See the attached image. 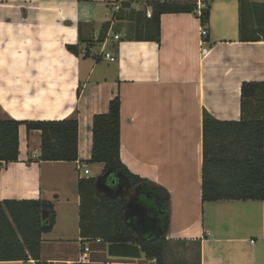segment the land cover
<instances>
[{
	"label": "crops",
	"instance_id": "crops-1",
	"mask_svg": "<svg viewBox=\"0 0 264 264\" xmlns=\"http://www.w3.org/2000/svg\"><path fill=\"white\" fill-rule=\"evenodd\" d=\"M166 1L194 11L163 14L156 42L138 36L151 19L150 3L160 0H0V120L79 123L76 162L40 161L41 132L25 125L19 128V159L0 162V201L53 204L55 225L42 235L43 264H157L144 254L110 253L108 244L81 237L78 182L98 179L105 169L88 163L93 119L107 113L117 96L123 164L170 195L164 264L196 258L193 264H264V201L202 200L204 111L220 121L241 119L242 84L264 82V40L241 41L239 0ZM251 3L259 7L263 0ZM207 5L210 22L203 25ZM250 18L254 29L256 12ZM203 28L209 32L204 39ZM104 51L116 61L106 60ZM190 244L197 257L184 254L181 245Z\"/></svg>",
	"mask_w": 264,
	"mask_h": 264
},
{
	"label": "trees",
	"instance_id": "trees-1",
	"mask_svg": "<svg viewBox=\"0 0 264 264\" xmlns=\"http://www.w3.org/2000/svg\"><path fill=\"white\" fill-rule=\"evenodd\" d=\"M252 0H239L240 38L243 42L264 40V0L258 7ZM152 17L140 30L138 40L160 42V21L163 14L192 13L194 6L167 2L150 3ZM123 7H129L124 3ZM258 7V8H257ZM256 12V26H251L250 14ZM123 11L116 15L122 18ZM203 25L210 22V6L201 11ZM109 24L105 25L106 27ZM68 50L78 53L77 47ZM88 51H86V55ZM41 132L43 162H76L79 160V123L63 121L0 120V162L19 159V128ZM121 149V98L109 103L105 114L93 119V149L89 164H104V174L111 172L110 181L121 176L133 188L141 187L148 196L141 197L149 213L157 215L154 226L138 227L139 233L125 221L127 199L111 198L99 190L96 178H82L78 182L80 204V232L86 240L100 239L108 244L109 252L124 257L146 258L164 264L170 224L169 193L133 175L123 164ZM105 182V181H104ZM116 189L115 187H113ZM203 202L264 201V82H244L241 87V119L220 121L204 111L203 114ZM56 214L45 200L0 201V261L34 260L41 263L42 235L55 225ZM161 230V233L159 231Z\"/></svg>",
	"mask_w": 264,
	"mask_h": 264
},
{
	"label": "water",
	"instance_id": "water-1",
	"mask_svg": "<svg viewBox=\"0 0 264 264\" xmlns=\"http://www.w3.org/2000/svg\"><path fill=\"white\" fill-rule=\"evenodd\" d=\"M111 170L108 171L105 175L99 177L97 180V186L100 191L105 193L108 197L118 198V197H126L127 205L124 207L125 210V221L128 225L132 226L138 233V227L146 228L147 220L146 218L150 216L147 208L139 202V195L141 187H136L135 193L124 194V188L131 189L132 186L129 182L122 181L121 176H115L112 181L109 180L111 177ZM105 181V182H104ZM115 187L116 189H114ZM161 233V230L159 231Z\"/></svg>",
	"mask_w": 264,
	"mask_h": 264
},
{
	"label": "built area",
	"instance_id": "built-area-1",
	"mask_svg": "<svg viewBox=\"0 0 264 264\" xmlns=\"http://www.w3.org/2000/svg\"><path fill=\"white\" fill-rule=\"evenodd\" d=\"M160 1H164V0H160ZM147 15H148L149 17H152V12H148ZM208 34H209V32H208L207 29L203 28V29L201 30V37H202L203 39H204L205 37H207ZM114 38H115L116 40H119V39H120V36L116 34ZM208 52H209V50H208V46L206 45V42L203 41V43H202V54H203V55H207ZM84 55H86V53H85ZM102 56H104V58H105L106 60H109V61H111V62H115V61H116L115 56H114L113 53H111V52H105V51H104V52H102ZM85 173H88V171L86 170ZM97 242H101V240L98 239ZM83 250H84V253H85V254H88V253L90 252V244H89V243H85V244L83 245Z\"/></svg>",
	"mask_w": 264,
	"mask_h": 264
},
{
	"label": "rangeland",
	"instance_id": "rangeland-1",
	"mask_svg": "<svg viewBox=\"0 0 264 264\" xmlns=\"http://www.w3.org/2000/svg\"><path fill=\"white\" fill-rule=\"evenodd\" d=\"M83 173H84V171H82ZM130 195V194H129ZM128 194H127V197L129 196ZM46 238H49V236H46ZM93 243H97V241L96 240H93V242H91V244H93ZM181 248H182V250H183V252H184V254L185 255H187V254H191V255H193V256H195V257H197V255H198V248H197V246H195L194 244H190L189 246H185V245H181ZM197 261V258L194 260H192V264L193 263H195ZM188 262V261H187Z\"/></svg>",
	"mask_w": 264,
	"mask_h": 264
},
{
	"label": "flooded vegetation",
	"instance_id": "flooded-vegetation-1",
	"mask_svg": "<svg viewBox=\"0 0 264 264\" xmlns=\"http://www.w3.org/2000/svg\"><path fill=\"white\" fill-rule=\"evenodd\" d=\"M140 192H141V190H140ZM133 193H135V190L134 189L128 190V188H126V187L124 188V194H133ZM141 194H142V195H140L141 197L148 196V194H147L146 191H142ZM149 214H150V216H148L146 218V220H147L146 225L152 224V226H154L155 223L158 221V216L157 215H154V214H151V213H149Z\"/></svg>",
	"mask_w": 264,
	"mask_h": 264
}]
</instances>
